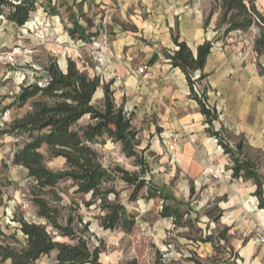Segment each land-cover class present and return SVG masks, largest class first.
<instances>
[{"label":"rangeland","instance_id":"rangeland-1","mask_svg":"<svg viewBox=\"0 0 264 264\" xmlns=\"http://www.w3.org/2000/svg\"><path fill=\"white\" fill-rule=\"evenodd\" d=\"M186 1L198 9L204 19L214 9V17L217 20L212 22L220 36L224 37L225 27L219 25V10L215 9L213 0ZM46 2L48 1H43ZM57 2L65 22L62 21L56 26L53 22H40L32 18L27 25L16 32L11 45L0 47L8 50L16 46L21 49L17 64L5 66L0 72V228L8 235L7 240L13 246H19L18 243L25 240L20 230L21 220L38 224L46 223L36 216V207L31 201L32 179L28 177L27 169L12 163L14 152L24 139L10 131L11 124L29 109L28 105L19 107L15 103V95L20 91L18 88L32 80L42 78L43 70L50 61L53 59L59 61L58 55L66 60L71 58L81 70L82 61L90 65L96 61L89 48L92 41L90 43L83 41L85 45H77V47L75 46L77 39H74V42L69 38L57 41L59 36L55 35L56 27L66 33L67 29L72 27L74 19L87 26L86 19L99 20L106 14L105 22L110 40L111 31L108 22L113 20V11H110L107 17V13L97 10V5L89 11L82 0ZM256 6L264 15V0H256ZM99 13L102 15L97 17ZM258 36L257 27L236 33L234 39L237 38L236 41L242 43L238 45L239 49L235 50L254 55L260 73H264V55L261 57L255 52L254 41ZM58 66L63 70L66 69L62 64L58 63ZM113 87L114 85L112 89ZM102 97V90L99 89L94 103L99 104ZM114 98L118 105L124 104L125 107L130 101L121 99L118 89L114 90ZM126 112L131 114L133 125L139 131L141 144L138 148L149 166L146 179L167 194L168 199L165 203L178 210L180 216L162 215L163 199L159 196L149 198L147 188L140 191L136 201H129L132 188L125 182H118L116 189L119 190L120 198L128 210L136 214V225L130 233L120 229L105 230L100 224L99 207L92 205L87 208L83 197L74 193L75 187L72 183L61 182L57 191L62 199L57 204L62 208L63 215L72 214L76 217L75 227L88 239L90 246L101 249V263L125 264L136 259L138 264H197L196 262L204 264L207 261L225 264V260L238 263L237 248L239 247L249 244L253 251H262L264 243L257 241L258 234L264 230V224L258 215L261 210L259 200L257 198L253 200L250 198L254 196L253 193L247 192L252 180L237 178L233 190L230 191V182L222 181L228 174V166L225 170L214 169L211 175L201 179V173L190 171L189 166L182 160L180 151L170 144L169 139H158L160 127L156 115L135 112L129 107ZM87 118L82 119L80 123H86ZM222 134L232 146L239 141L244 142L245 154L258 162V170L264 176V150L248 146L241 134L238 136L226 132ZM96 148L106 166L119 165L130 172L139 170L134 159L127 158L123 154L120 145L107 141L106 144L97 145ZM42 152L48 156L46 149ZM47 165L51 170L58 172L64 169L65 160L62 157L50 158ZM215 172L219 175L217 178L213 175ZM88 198L89 196L86 197ZM85 225L88 226L87 230ZM258 253L256 256L259 255ZM53 257L54 255L43 257L36 264L50 263ZM258 258L264 263L261 253Z\"/></svg>","mask_w":264,"mask_h":264},{"label":"trees","instance_id":"trees-1","mask_svg":"<svg viewBox=\"0 0 264 264\" xmlns=\"http://www.w3.org/2000/svg\"><path fill=\"white\" fill-rule=\"evenodd\" d=\"M213 2L219 10V25L225 27L224 35L257 27L259 36L254 41L255 52L264 55V15L258 10L256 0ZM37 4L38 0H0V15L23 27L29 23ZM4 8L9 11L5 13ZM214 14L213 9L205 19V25ZM86 23L84 26L78 19L72 20V27L67 29L71 38L90 43L92 38L98 37L101 27L91 32L93 21L86 19ZM173 42L177 49L168 58L173 67L180 68L185 74L191 96L198 102L208 124L207 132L230 156L232 176L254 182L253 195L259 200V207L264 209V176L258 170V162L245 154L244 142L232 146L222 132L215 129L217 110L207 106L206 91L201 90L200 97L195 90L197 82L205 77L196 73L204 69L212 41L200 44L196 55L185 41L180 40L179 33L173 34ZM43 71L42 78L23 85L15 95V103L19 107L28 105L29 109L13 121L10 131L24 139L14 152L12 163L27 169V175L32 179L31 201L36 207V216L46 223L21 220L20 230L25 240L18 243L19 246L10 244L8 235L0 228V264L8 261L10 264H36L43 257L52 255L51 262L46 264H102L101 249L90 246L88 239L76 229V217L62 214V208L57 204L62 199L57 191L61 182L70 181L75 187L74 193L83 197L87 208L99 207L100 224L105 230L120 229L130 233L136 225V214L128 210L116 189L118 182H125L132 188L129 201H136L140 191L147 188L149 198L159 196L163 199L162 215L178 217L180 212L165 203L167 194L146 179L149 166L138 148L141 144L139 131L124 104L116 103L113 82L102 83L98 76L78 68L71 58L67 59L65 70L53 59ZM99 89L103 97L95 104ZM85 117L88 121L81 124ZM107 141L120 145L123 154L134 159L139 170L130 172L119 165L106 166L96 146ZM55 157L65 160L64 169L58 172L47 165L48 159ZM87 228L85 225V230ZM125 264H138V261L132 259ZM225 264L237 263L225 260Z\"/></svg>","mask_w":264,"mask_h":264},{"label":"crops","instance_id":"crops-1","mask_svg":"<svg viewBox=\"0 0 264 264\" xmlns=\"http://www.w3.org/2000/svg\"><path fill=\"white\" fill-rule=\"evenodd\" d=\"M43 1L38 0L30 20L36 18L40 22H53L56 26L65 22L58 0ZM82 1L89 11L97 5V10L107 13V17L113 11V20L108 22L110 40L103 45L100 60L93 61V65L82 61V70L98 76L102 83L113 82V89L119 90L121 99L130 100L126 110L129 107L135 112L156 115L160 127L158 139H169L170 144L180 151L190 171L201 173V179L211 175L214 169L225 170L228 166V174L222 181L230 182V188H226L232 191L237 178L231 174V158L207 132L208 124L198 102L191 96L185 74L180 68L173 67L168 55L177 49L173 42L175 33H179L180 40L189 45L194 55L200 44L212 41L213 47L205 67L196 75L204 74L197 85L206 91L207 105L218 112L214 127L231 135L241 134L248 146L264 150V73H260L254 55L235 50L242 43L234 39L240 31L221 37L212 22L217 18L213 15L205 25L200 11L186 0ZM8 11L4 8L5 13ZM101 15L99 13L97 17ZM105 16L94 20L90 31L95 32L101 27V23L106 21ZM0 29L1 47L11 45L21 27L4 16L0 18ZM55 31L59 36L57 41L69 38L74 42L68 31L64 33L58 27ZM77 45L84 46L85 43L77 39ZM57 57L58 63L66 68L67 60ZM144 64L149 68L148 76L137 77L136 69ZM255 189L251 181L247 192L254 194ZM250 198L254 200L257 197ZM248 208L252 210L250 206ZM258 215L264 224V209L259 210ZM237 251V264H264L258 258L260 253L264 257V249L253 251L248 244L237 248ZM257 253L259 255L256 256Z\"/></svg>","mask_w":264,"mask_h":264},{"label":"built area","instance_id":"built-area-1","mask_svg":"<svg viewBox=\"0 0 264 264\" xmlns=\"http://www.w3.org/2000/svg\"><path fill=\"white\" fill-rule=\"evenodd\" d=\"M0 18H4L3 15H0ZM110 18V17H109ZM107 22H102L101 23V30H100V36L96 38H92V45L90 46V49L92 51L93 58L96 61L100 60L102 50H103V45L107 44L109 41V34L106 26ZM21 55V49L19 47H12L8 50L6 49H0V72L3 70L5 66H15L18 62V57ZM149 68L146 64L139 66L135 74L136 76H142V78H146L149 73ZM24 79V76H23ZM35 80H32L30 82H33ZM29 82V83H30ZM20 90V88H18ZM195 90L197 94L201 97V88L196 84ZM208 106V105H207ZM209 107V106H208ZM215 142L218 143V140L215 138ZM221 146L219 145V148ZM214 177H218V173L215 172ZM242 179V178H239ZM257 241L260 243H264V230L258 234Z\"/></svg>","mask_w":264,"mask_h":264}]
</instances>
